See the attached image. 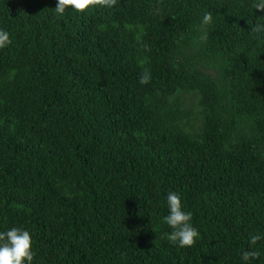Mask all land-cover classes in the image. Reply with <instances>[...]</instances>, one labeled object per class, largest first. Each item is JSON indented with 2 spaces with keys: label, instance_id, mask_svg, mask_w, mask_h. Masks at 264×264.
Listing matches in <instances>:
<instances>
[{
  "label": "trees",
  "instance_id": "16d2710c",
  "mask_svg": "<svg viewBox=\"0 0 264 264\" xmlns=\"http://www.w3.org/2000/svg\"><path fill=\"white\" fill-rule=\"evenodd\" d=\"M254 0H0V231L33 264H264V11ZM205 12L212 22L202 26ZM147 72L150 80L140 84ZM180 194L200 239L164 238Z\"/></svg>",
  "mask_w": 264,
  "mask_h": 264
},
{
  "label": "clouds",
  "instance_id": "9594fccd",
  "mask_svg": "<svg viewBox=\"0 0 264 264\" xmlns=\"http://www.w3.org/2000/svg\"><path fill=\"white\" fill-rule=\"evenodd\" d=\"M101 0H56V7L53 9L56 16H63L66 10L77 13H84ZM105 5L110 0H102ZM253 8L264 11V0H254ZM212 14L205 12L201 20L202 26H208L212 22ZM253 31H264V24L257 23ZM11 43L9 33L0 29V48H4ZM150 75L145 72L140 84H147ZM167 214L161 217V223L167 225L169 232L164 233V238L173 246L178 248H190L199 239L200 233L193 226L192 212L188 211L177 192L169 191L165 197ZM264 240V233L257 232L249 234V245H255L258 241ZM258 252L251 250L242 251L240 258L243 264H250L252 259L257 258ZM33 236L31 232L23 227H11L0 231V264H33Z\"/></svg>",
  "mask_w": 264,
  "mask_h": 264
}]
</instances>
